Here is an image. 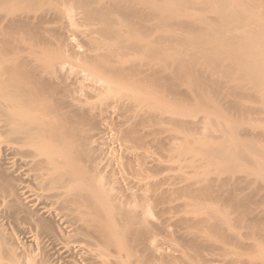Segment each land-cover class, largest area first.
I'll use <instances>...</instances> for the list:
<instances>
[{
	"label": "rangeland",
	"instance_id": "rangeland-1",
	"mask_svg": "<svg viewBox=\"0 0 264 264\" xmlns=\"http://www.w3.org/2000/svg\"><path fill=\"white\" fill-rule=\"evenodd\" d=\"M2 1H5V0H2ZM18 1H20V0H17V2ZM29 1H31V0H27V1L24 0L22 2L29 3ZM40 1H43V0H39V3H41ZM44 1L43 2L46 4H42L43 3L42 2L41 3L42 6L37 1V4L40 5V6H38L36 4V0L32 2V3L36 4L35 7L33 6L35 4L30 3V4H32V6L35 9L33 7H32V9H31V7H28L30 4L29 5H26L25 3L22 4L21 1L19 2L20 4L17 2H15L16 4L14 3L15 5L11 4V7H7V5H4L7 8L3 7V4L5 2L8 4L9 2L5 1V2H3V4H1V2H0V5H1L0 10H2V8H5V10L3 9L4 13L2 11H0V41H1L0 42V57L3 58V59L0 58V60H2L0 63V66H1L3 60L4 61L6 60V59H4V57L7 58L9 56L8 58L10 59L11 52L14 51L15 48L17 49L18 46L15 47L14 49H11V48H13L12 44L14 43V41H15L14 44L19 45L18 43H20V42L17 43V41H19L18 40L19 38H21L23 40L25 38L26 41H30L32 43H29L31 45H28V42H26L27 44H25V45L27 47L29 46L28 49L25 48L26 50L22 53H21L22 50L17 51L15 49V53L14 52L13 53L16 54V51H17V54L14 55L12 53V55H13V57L14 56L19 57V56H21V54H23L22 55L23 58L25 57L26 59L29 55L30 56L28 59L29 61L32 60V59H30L31 55L36 57V58L32 57L35 61L32 60V63L31 62L29 63L31 65H33L34 62L36 64L39 59H40V61H42L43 58L41 56H37L38 53H42V54H38V55H42V56L44 54L46 55L47 53H50L49 54L50 57L46 55L47 57L50 58L49 60H51V57H52V60H53V57H54V59L55 58H57V59L61 58L58 56L60 54L62 56H64V58L62 57L63 58L62 61L65 60L64 61L65 63L63 62V63H61L62 65L61 64L57 65V63H59V61L60 62H62V61L59 60V61H57V63L55 62L57 67L60 65L59 68H55L56 67L55 64H54V68H53V66L51 68V65L49 64V62H51V64L54 62H52V60L49 61L48 58L46 60V63H48V66L51 69L49 67H47V64L46 63L44 64L45 58H46V56L44 55V57H45L44 62L42 61L43 63L41 64V62L39 63V61H38L37 64H39L41 66L44 65L43 68L45 67L46 71L42 68H40V70H36L37 69L36 67L39 65H37V66L34 65L36 67L29 65V69L26 67V70L29 72H27V71L26 72L28 74L31 72L30 74L32 75V73L34 72V68H36L35 71H37L38 73H36V72H34V73L38 74V75H36V77L34 75L31 76L34 79V82H35V80H37L36 83H40V82H38L39 77H37V76H40L39 80H41V83H43L42 85L45 84L48 86V88H50V89L52 88V90L48 89L47 87H45V88H47V90L44 88V90H46V92L44 91L45 96H47L50 93L49 90L51 92H53V90H56V91H54V93H50V94L52 95V97L54 95H55V97H58L60 95H58L57 92H60L63 89L62 91H64L66 94H71L72 97L73 96L77 97V98L73 97L74 99H77L76 100V101H78L77 103H79V101L82 100L83 105H82L81 101H80L81 103H79V104H81L82 106H85V108L82 107L81 105L79 107L80 108L82 107L83 110L86 109L85 111H87V110L89 111V112L87 111L88 117L86 116L85 112L83 113V115L85 114L84 116L86 119L90 118L89 119L90 121L86 120V119H83V120L81 119V120H82V122H84L86 124L83 129H86L87 134L85 132V135L87 136L88 139L86 138L85 135H84V137L87 140H89L90 139L89 135L91 134V138L93 136V140H92V142H90L91 141V139H90V141L88 142V141H83V140H85V138L84 139L79 138L80 140L79 139L77 140V142L79 143L78 145L80 146V144L81 145L83 144V146H87L88 149L83 147V150L87 149L89 151L90 148L93 149V150H91V152L93 151L92 153H94V155H95V161L97 160V162H99L98 165L101 166V169L104 168V170L102 169L103 170L102 173H103V175H105L104 177L106 178V180L110 181L111 183L109 185V184H107V182H105L106 180L104 182L108 185V187L110 186L109 188H111L113 190V192H112L113 197L115 195L117 198L116 197H114V198L119 199V201L122 202V204H120L119 202L118 203L120 205L124 204L123 206L126 205L128 208L127 207H123V208H127L128 210H129V208H131L133 206L137 209V211H143V213L147 214V217L150 221V222L149 221L148 222L150 224H152V226H153V227H151L148 222L146 223V224H149L146 226L147 227L150 226L152 229V230L150 229V231H151V233H150L151 243L153 242L156 247L158 246V249L155 248L157 250V252L155 250H154L155 253H153L152 251L151 252L148 251V252H150V254L147 257L146 254L148 252H146V251L148 248H146V251L144 250L146 256L144 255L145 256L144 257L143 256V254H144L143 249H141V251H143V253H142V252H140V250L138 251L136 248L139 244L136 243L137 246L134 247L130 243L131 248L133 247V249H132L133 251L137 250L138 252H140V253H136L137 256L139 254L141 259L142 258L147 259L144 264H190V263H197V264H237V263L238 264H264V257H263L264 256V182L260 179H257V177H255V175L252 174L258 168H260L259 171L264 170V167H263L264 166V160L263 159H261L262 161H260L258 166H256V167L253 166V164L249 165L248 164L249 161L248 162L244 161V160L241 161V163H240L242 165V167H240L241 170L239 169V171H237V174L236 175L234 174V175H235V177L237 176V178L241 177L242 180L245 179V181L243 180L245 183L242 184L243 182L241 181L240 187L238 186L239 184L237 182H236L237 184H235V185L231 184V186L232 185H234V186L233 187L228 186V187H230L229 188L230 191L228 190V193H227L226 187H224L226 192H223V191L221 192V194L223 193V195L221 197L224 196L222 198L223 200H221V198L218 196L220 194H218L217 195V198L219 197L218 199L213 198V199H215V201L212 199L210 200V198H208L210 201H208V199H206L207 201L205 199H202V201H205L202 203L201 200H200L201 202H199L198 199L193 200L195 198V196L193 198L192 193L189 192L190 193L189 194L188 188H185V186L188 187L190 184L197 183V181L199 182L200 178H202L201 175L203 173H201V170L199 168H197L198 164L195 163L196 161H199L198 163H200V161L201 162L203 161L201 159L203 158L204 153L202 150V144L200 143L201 142L200 140L204 136L207 139V135H208V137L210 135H211L210 137L215 136L214 138L220 137L221 133H219L216 128H218V127L220 128L223 126L222 129H224L228 125H232V124L233 125L235 124L237 126L239 125L240 131H239L238 135L241 136V138L243 140L245 139V141L247 140L251 143H254L259 149H262V147L264 148V106L261 105L262 104L261 103V100H262L261 97H263L262 95H264V90L261 93H257V94L253 93V92L249 93V94L247 92L243 93L244 91H240L239 89L236 91L233 89L232 90L230 89L231 92H229L230 90H228V87H227L229 81L221 76L222 79L220 78V81H221L220 83L223 82L222 85H224L227 88L224 92L225 94L223 93L224 95L223 94L219 95L216 98V101H215L213 107H210L208 110L206 108V111H205V107H204L205 105L202 106V103H201V106H200L199 105L200 103L199 102L197 103V101H195V99L197 100V98H195V96H197L198 86H196L195 83L194 84L191 83L190 81H189L190 83L186 82L187 80L185 81L184 78H183V80H178V78L181 76L176 75L178 70H179L177 65L180 66L179 64H176L177 61L175 59L178 56V54L186 53V55H189L193 58V56L191 54H192V51L194 53H195V51L191 48H190L191 50H189L186 46H181L180 43L179 44L176 42H168L167 43L164 40L165 36L168 35L167 31H166V27L168 28V26H170V23L172 24V22H171L172 19L169 20V17H167V16L162 17L160 14L161 13L160 11H155V13L149 14V11L146 10L144 5L143 6L142 5L137 6V7H139V9L135 6L136 7L135 9L136 10L138 9V11L140 9L143 10V17H142L143 20H140V19L136 18V16H135L134 18L132 17V19L130 20L131 23L129 20H127L128 16L124 15V17H125V19H124L122 12L120 13L122 15H118V13H116L114 11L115 12L114 15L116 16L117 19H120V20H114L115 17L113 16V18H114L113 22L116 21L114 23H118L117 21L125 20L124 21L125 23L123 25V29H124V27H125V29L122 30V33L120 32V29H122L121 26L123 24L122 21L120 22L121 24L119 26H118V24H115L117 27H115L113 25L112 29L115 31H117L116 28L119 27V31H117V32L121 33V35H117V36L111 35L112 37H110V36H108L109 34H106L108 31L107 29L109 28V25H107V23L104 25L105 22L102 21L103 22L102 23L101 19L98 20L99 16H97V15L93 16V14H91L92 15L91 18L89 17L90 15H86V12H88L89 10L84 12L85 9H87L88 7H86L85 5H83V6H85L86 8L81 7L82 6L81 4L83 1L80 4L79 0H75L77 2L79 1V4L81 6L78 5V3L76 4V2L73 5H70L68 3V6H67L66 4L68 1L70 2V0H65L66 1L65 4H64V2H65L64 0H62V1L60 0L64 5L67 6L66 9H65V7H63L64 9L61 8V12L63 11L65 13L64 14L62 12L63 15H61V16H60V14H61L60 12H59L60 14L57 13L59 16H56V12L60 11L59 8H57V7L62 6V3L59 0H58L59 4L61 3L60 5L58 4V1H55V0H51L52 2L50 0H47L50 2H46V0H44ZM191 1H193V3L190 4V2H188V4L186 5L187 6L186 11H188V13L190 15L189 18L182 16V17H178L177 19H175L176 23L179 22L178 24H181L182 22L190 24V26L185 31L184 30L182 31V30L177 28L176 39H178L180 37L183 38L185 35L192 36L190 32L191 31L194 32V31L193 30L189 31V29L199 28L203 24L205 18H206V21L208 19H218L216 17V10H217L216 8L217 7H215L217 4L216 3L217 0H212V1L210 0V2H209V0H207L209 3L206 2L208 4L206 6H202V4H201L206 0H191ZM73 3H74V1H73ZM18 4H19V6H18ZM57 4L59 6H56ZM8 6H10V5H8ZM20 6L22 7L21 13H20V11H21ZM188 6H189V8H188ZM23 7L26 8L30 14L28 12L26 13V10H23ZM55 7L57 8V10H55L56 9ZM69 9H70V11H69ZM91 9L94 10L95 8L91 7ZM91 9H90V11H91ZM113 10H115V9H113ZM23 11L27 15L29 14L27 16L28 19L31 17L29 20L28 19L24 20V18H26V15L24 14ZM21 14L24 17H22ZM159 14L161 17L159 16ZM20 16L22 17L21 20H24L27 23H29V24H27L28 26L25 27L27 29H25L23 27L25 29L24 31H22L23 30L22 27H21L22 30H19L18 29V28H20L19 26L17 28H14V26H12L13 24L14 25H16V24L20 25V23H22V21L20 22V20H19L21 18ZM126 17H127V19H126ZM190 17H192V18H190ZM17 18H19V19L16 20ZM40 18H41V20H40ZM130 18L131 17H129V19ZM12 19H15L17 21V23H15L16 21H13ZM34 20H36V21H34ZM132 20L134 22H132ZM188 20L191 22H189ZM12 22H14V23L12 24ZM26 22H25V24H26ZM128 24H130V25H128ZM131 24H133V25L135 24V26H132ZM166 24H167V26H166ZM29 25H30V27H29ZM106 25L108 27H106ZM125 25L130 26L129 27L130 29L129 28L128 29L133 30V31L128 32L129 31V30H127L128 26L126 27ZM21 26H24V25H21ZM132 27H136V29L134 30V28L132 29ZM125 30H127L126 33H124ZM179 35H181V36H179ZM5 36L10 37L7 39L12 40V41H10L12 46L8 43L9 41L6 39ZM113 36H115V37H113ZM177 36H179V37H177ZM15 38H16V40H14ZM21 39H20V41H22ZM139 39H141V40H140V43H138V44L139 45L141 44V46L143 48L138 46V45H137V47L134 46V44L136 42H138ZM161 40H162V43H161ZM2 41L3 42L6 41L11 46V48H10L6 43L7 48L9 47L10 50H9V48L8 49L5 48V42L3 44ZM163 41H165L166 44H165V42L163 43ZM22 42L20 44H22ZM142 43H143V45H142ZM152 43H156L157 55H155V53H153V51H151L149 48V45H151ZM23 44H22V46H24ZM20 46L21 45H19V47ZM30 46H32L31 48H32L33 52L30 50L31 49ZM58 46H61L62 49L61 48L59 49ZM138 47H140V48H138ZM184 47L187 49H185ZM21 48H23V47H21ZM21 48H19V49H21ZM57 48L59 50H57ZM126 48H127V50H126ZM45 49L48 50L49 52H47ZM122 49L125 50L124 51L125 53L122 52ZM23 50H24V48H23ZM6 52H7V54H6ZM18 52L20 53L19 56H18V54H19ZM118 52L119 53L121 52V53L119 54ZM117 55H121L120 58L117 57ZM55 56H58V57H55ZM189 56H188V59L189 58L191 59V57H189ZM39 57H41L42 59ZM37 58H39V59L36 61ZM92 58H93V61H92L93 63L90 62L92 60ZM98 58H100V59H98ZM47 61H49V62H47ZM119 62H120V64H122L123 68L125 67V69H126V67H128L127 68L128 70L131 69L132 65H134L136 72H138L137 67L141 68V69L139 68L141 70V71L139 70L141 73L138 72V74H136L138 77L135 75L139 80H137V78L135 76L133 77L134 81H135V79L137 80V82L135 81L136 86H134L135 83H133L134 85L132 84L135 88L137 86L140 87V88H137L139 90H141L143 88L142 89L143 91H141V93H140L141 95H138L139 97L141 96V99L140 98H138L137 100H135L133 98L128 99L129 97L127 98L125 96V93H127L129 91L128 87L132 82L129 85H128V83L130 81L127 82L128 86L126 85L127 87H123L124 89L121 87L122 88V90H121V89H119L120 85L118 86V84H121L126 80L122 79V82L120 81L121 80L120 78H115L113 80V78L116 77L117 75L112 74L110 71H109V73H105V72H108V70L106 69V68H108L107 67L108 64L109 65L112 64V67L113 66L115 67V65H116V67L117 66L121 67ZM113 63L115 65H113ZM26 64H28V63L26 62ZM135 65H137V67H135ZM187 66L189 67V64H187ZM41 69L44 71V72L42 71L43 72V74L41 73L42 75L39 74V71L41 72ZM104 69H106L107 71L104 72ZM197 69L202 70V67L201 68L199 67ZM207 70L208 69L206 68L205 71L207 73L206 72L205 73L207 75L209 73L210 75L207 77V80L205 77V81H206V83L211 82L212 84H210V83H209L210 85L205 84L206 86L209 85V87H211L210 89H208L209 87H206V86L205 87L208 91L209 90L211 91V90L216 88V86L213 87L214 86L213 84H215V80L218 77L216 75H218V74L211 72V70H208V71ZM219 70H221V69H219ZM95 71H97V72L94 73ZM194 71H197V70L195 69ZM260 71L262 73L264 72L263 69ZM45 72H47V73H45ZM175 72H176V74H175ZM44 74H45V76H44ZM174 74L176 76H174ZM119 75H118V77H119ZM219 75H221V74H219ZM41 76L45 77L44 80H42ZM111 76L113 78H111ZM121 77H122V75H121ZM123 78H125V77L123 76ZM181 79H182V77H181ZM84 80H85V82H83ZM106 80L107 81L112 80L110 82V83H113L112 88H110L111 85L109 84V82L105 83ZM61 81H62V83H61ZM119 81H120V83H117ZM107 84H108V86L110 85L109 88H108ZM125 84H126V82H125ZM197 85H199V84H197ZM261 85L264 88V78H263V80H261ZM115 88H118V90L117 89L115 90ZM194 88L196 90H194ZM103 90H107V91L109 90V91L106 92ZM227 90H228V92H227ZM47 91L49 93H47ZM204 91L205 90H203V92ZM64 92H60V94H62V93L64 94ZM236 93H237V95H236L237 97H235ZM242 93H243V96L245 95L244 97L242 96ZM63 94L60 97H62ZM246 95L248 97H246ZM65 96L66 95H64V97ZM67 96L68 97H66V98H68V99L71 98V96H70V98H69V95H67ZM48 97H50V95ZM48 97H46L45 100H47ZM52 97H50V99H48V100H50L48 102L54 101ZM66 98H64L65 101H66ZM73 98H71L70 100H72ZM142 98H143V102H140L142 100ZM60 99H62V98H60ZM57 100L58 99L56 98V101ZM73 100L72 101L68 100V102H72V104H73L75 101V100L74 101ZM119 102H120V104H118ZM75 104H76V102H75ZM79 104H77V105H79ZM109 104H110V106L115 105V104L116 105L113 106L114 109H113V107H111L112 108V110H111L109 107ZM132 104H135V105H132ZM138 104H139V106H141V108H137V107H139V106H137ZM87 105H89V106H87ZM105 105L106 106L108 105L107 107H109V109H107V107ZM117 106H119V107L121 106L120 107L121 109L117 108ZM135 106H137V107H135ZM156 107H159V108H156ZM134 108H136V109H134ZM67 109H69V107H67L66 110ZM243 109H245L247 111V113H246L247 115L245 114V116L242 117L241 112ZM209 110L212 113H214V114H212L213 119L210 120V121H213L215 118L213 123L208 120V118L210 119L209 116L211 115V112ZM76 111L72 114V116H74ZM204 111L206 112V115H208V118L205 117L206 115H205ZM248 111H249V113H248ZM255 111H256V113H255ZM207 113H210V114H207ZM74 117L76 118V116H74ZM92 117H94V118H92ZM244 117H246L245 118V120H247L246 122L242 121V120H244ZM81 118H83V116H81ZM77 119H79V117L75 119V122L77 121ZM204 119L206 120V122H208V121L209 122L204 123V121H205ZM85 120L89 121V122L86 123ZM78 122L79 123H77V125L75 127L79 128V125L81 122L80 121H78ZM209 123L212 125L210 126ZM208 124H209V126H208ZM82 126L83 125H81V127ZM86 126H88V127H86ZM205 126H207V127H205ZM72 129L73 128H71V131H72ZM75 129H73V130H75ZM88 130H90L91 133L89 132V134H88ZM226 136H227V134H226ZM241 138H239V139H241ZM137 139L141 141V145H140V142H138V143L136 142ZM197 139L200 142L197 141ZM196 141L199 142V144H201V146ZM85 142L89 143L91 145H86ZM186 146H188L186 148L188 150L184 151L183 149H185L184 147H186ZM0 147H1L0 152L1 151L4 152V150H2V148L5 146H3V144H1ZM80 148H82V147L80 146ZM0 155L2 157V153H0ZM4 157H8L6 155V153H5ZM8 158L10 159V156ZM2 159H3V157L1 158V160ZM204 162L206 163L205 160L203 161V164H204ZM209 162L211 163V161H209ZM209 162H207L205 165H208V166L211 165L210 167L207 166V168L211 169V171H210V173H207L206 175L203 174L204 177L208 176V174H209V177L210 178L212 177L211 178L212 180H213V178H215L216 180L218 178L221 180H223V179L227 180L228 176H229V178L232 176V173L229 174V171H230V170H228L229 168L224 167V166L221 167L220 165H215V162L214 163L212 162L213 164H210ZM238 162H240V160ZM238 165H239V163H238ZM7 166H9V165H5V168H7V169H5L4 167H0V168H2V170H5L7 172V174H5L6 172L3 173L4 171H1V170L0 171H1V173L5 174V176H7L8 179L10 178V180L7 179L8 182L10 183L8 185V187L11 186L10 187L11 189H12V187H14V188H13V191L11 190L9 193H7L8 191H5V192L8 195H10V194L12 195V193H14V192L15 193L12 196L10 195L11 199H10V196H7V194L4 191L2 193V190H1L2 195L0 193V198H1L0 199V202H1V204H0V228H1L0 230L1 231L0 232L2 233L1 234L3 236L2 238L5 239L7 242V245H9V246H6L5 240H3L4 241L3 243H5L4 249H6V252L4 249H2L3 244L0 243L2 246V247H0L2 249V252L4 251L5 253L8 254L9 252H7V250L12 251V249H13L14 251H16L15 252L16 254L20 253L22 256H23V254H24V256L26 255L28 260H29V257L32 256L31 254H35L36 256H38L39 259L37 257L35 259V257H34L35 255L32 256L31 258L34 261L32 263V262H30L32 260H30L28 264H30V263L35 264V261H37L36 264H38L39 263L38 261H40V260H41L40 262H42V264H44V263L45 264H81L80 262H82V261L79 262L78 260H80V259L74 255V254L78 255L77 252L76 253L73 252L74 254H72V256H71L69 253L68 254L66 253L68 251V250L67 251L65 250L66 247L65 248L61 247L62 246L61 243H62V240L64 239V237H65V240H67L66 235L64 233H68L67 234L68 238H69V235L71 234L70 231L73 227L72 224L71 225L69 224L70 226H72V227H70L69 225L65 224L66 223L65 219H64L65 220V222H64L63 218H60V220H62L61 222H63L67 227L68 226L70 227V228L68 227L70 230H68V228H66L67 229L66 230L65 225L64 224L62 225V223H59L60 220L58 219V217H54L53 219L51 218L52 216H56V215L62 217L61 215H59V213H61V212H59V213L57 212V213H55L56 215L53 214L52 216L45 214L44 218L46 217V219H44L42 216L45 212L43 213L42 210H40V213L42 212V214L40 215L42 217V219H39L41 221V224L42 225L44 224V223H42V221L43 222L49 221L48 222L49 225H51V223H52L53 226L50 228V226L46 223L48 225L49 229L46 227L47 225H44L45 228H43V226L40 224V221H39V223L38 222L37 223L40 226H42V229L47 228L48 230L46 229V231H41L42 229H40L41 228L40 226H39L40 228L38 227V230H37L36 227L38 224L36 223L37 225H35V226H33V224H35V222L38 221L37 218H40V216L38 217V215L40 213L37 215V213L35 212V210H36L35 207H37L39 202H41L42 200H39L37 202L38 204L36 202H35L36 204L35 203L33 204V202H31L34 206L33 207L32 204H30V199L28 198V197H30V195L28 194V191L30 192L31 190H36V191H34V192H36V193H34V195L36 194L35 195L36 197L38 196V194H42V193L40 192V190L34 189V187L36 188V186H34L35 184L30 183L31 185L34 186L32 189V186L30 184L28 185V183H29L27 181L28 179L25 180L23 178L25 180V182H23L24 180H22L23 183H26V181L28 182L24 185L20 179H19L20 181L17 179L19 176H17L15 178L16 174H14V171L10 169V166L9 167H7ZM227 166H230V165H227ZM8 168L13 172L14 176L11 172L9 173L10 170L8 171ZM23 169L21 170V171H23L22 175L25 173H27V175H28L29 173L26 172L27 168L25 169V167H24ZM256 172H258V171H256ZM15 173H17V175L21 174L20 171L15 172ZM102 173H100V175ZM8 174H9V176H8ZM11 174L14 178L10 177ZM23 177L26 178V176H23ZM104 177L102 179H105ZM20 178L22 179L21 176H20ZM27 178H29V176H27ZM216 180H214V181H216ZM221 180H217L218 182L216 181V183L213 185V187L217 183H222ZM225 180H223V181H225ZM29 181L32 182L31 179H29ZM20 183H21V186L23 188L20 187ZM142 183H143V185H141ZM148 183L149 184L151 183V185L152 184L157 185L155 187L152 185L154 188H156V190L158 188L160 190H162V189L166 190V192H165L166 195H164V193H163V195L160 197L161 199L158 198V200L156 202H153L156 200V198L154 196L155 194H153L152 191L154 193L156 191H154L151 186L149 188ZM27 185L29 187L31 186L30 189ZM218 185L220 186V184H218ZM218 185H216V187H214V188L218 189V187H219ZM236 185L238 187H236ZM25 187H27V188H25ZM21 188L23 190H25V189L26 190L28 189V190L25 191L26 193H24L23 190H20ZM182 189L185 190L186 192L182 191ZM160 190H158L159 193H160ZM169 190L171 191V193L169 192ZM218 191H220V190L218 189ZM22 192L25 195L26 194L28 195V196L26 195L28 200ZM37 192H40V193H37ZM147 192H151V194H153V195L149 194V195H151V197L153 196V200L151 199V197L148 195ZM167 192H169V193H167ZM230 192H231L232 198L229 196H227V197H228V199L229 198L231 199V200L230 199L229 200L232 202L233 209H230L231 212H230L229 218L231 220V224L234 226V229L232 231L235 230L236 233L239 234V236H240L239 242H236L235 240L229 239L230 241L227 245H222L221 243H216L215 245L210 244L209 242L197 239L196 236H198V235L201 236L200 235L201 232H200V230H198V228H197V230L193 229V227H195V226H193L194 224H191V223L190 224L188 223L189 225L186 223H184V225L182 223L178 224L179 221L181 220L180 218H183V216L188 217V218L190 217L191 219H194V217L197 214V212H196V214L194 212L196 209L198 210V208L204 209L210 205H211L210 207H212L213 204H214L213 207L217 208V209H219L221 207H225L226 206L225 205L226 203H224V202H226L225 196H226V194L230 195ZM31 193H32V191H31ZM143 194L145 196H147L148 198L150 197L149 198L150 201L148 200L147 197H144ZM32 195H33V193H32ZM142 196L144 197V199L146 198L148 201L146 199H145L146 201L142 200ZM2 197L5 200H3ZM6 197H8L9 199ZM154 198H155V200H154ZM27 201H29V202H27ZM193 201H195L194 204L195 203L198 204V202H199L201 204V206L203 204L206 206L195 208L197 206L195 204V206H193L194 211H191V209L189 207H188L189 208L188 209L187 207L182 206V203H183V205L185 202L187 204H189V203L192 204ZM3 202H5V203H3ZM42 202L38 206L42 207L43 204L45 203V201L43 200ZM115 203L117 204V202H115ZM207 204H208V206H207ZM4 205H5V207H4ZM47 205H46V207L48 209L52 208L51 205H49L50 207H48ZM198 206H199V204H198ZM234 206H235V208H234ZM22 207L24 210H27L28 207L30 209L33 207V210L35 209L34 210L35 213L33 214V216L34 215L37 216V217H35L36 218V221L34 220L35 222L33 221V219H34L32 216L33 212H29V211H32V209L31 210L29 209V211L27 210L29 213L28 214V213L22 212V210H23ZM41 207H39V208L37 207V210L40 209ZM133 207H132V210H133ZM166 208L168 210H164ZM186 208L189 211H186L187 210ZM27 214L28 215L31 214L30 216L32 218V222H30V220H31L30 216H28ZM62 214H63V212H62ZM46 215L48 217L51 216L50 217L51 219L50 218L48 219V217ZM25 216L26 217L28 216V217L26 218ZM198 216L199 215H197L195 218L198 219ZM168 219H170V220H168ZM176 219H177V222H175ZM178 219H179V221H178ZM67 222H68V220H67ZM60 224H61L62 228L60 227ZM186 225H188L189 227ZM56 227L58 230L56 229ZM75 227L76 228L73 227L74 234L75 235L78 234L77 237L82 236V238L78 239V238H76L75 235L72 234L71 236L74 238V239H70L72 241V243L80 246V244H82L81 243L82 240H84V242L87 240H90V239H86L88 237L86 236V234L84 232H81V230L77 226H75ZM187 227H188V230L189 229L191 230V228H192V230L187 231ZM52 228H54V229H52ZM77 228L80 231L79 230L74 231V229L76 230ZM51 229H52V231L57 230V233L54 232V233H56V234H54L52 231H50ZM60 229L61 230L64 229L63 230L64 233H62V231H60ZM47 231L52 232V233H48ZM59 231L61 232L59 234L60 236L57 235L59 233ZM75 232H79V233L76 234ZM80 233H82V234L84 233L85 235L84 234L81 235ZM48 234H53L54 236L51 235V237H54V238H50V235H48ZM79 234H80V236H79ZM232 234H234V233H232ZM1 235H0V237H1ZM45 235L46 236L48 235L47 236L48 238L47 237L45 238ZM72 237H70V238H72ZM83 237H85V239H83ZM59 238H61V239H59ZM75 238H76V242L78 239V243H80V244H77L74 242ZM65 240H63V243H64V245H67V247L72 244L69 239H68L69 242H67ZM64 241L67 242V244ZM0 242H1V240H0ZM155 242L158 245H156ZM68 243H70V244H68ZM59 244H60V246L58 247ZM84 244L87 245L86 242ZM132 244L136 245L134 243H132ZM76 245H72L70 247H74ZM250 245H254V246L251 248ZM81 246L83 247L84 245L82 244ZM9 247H11L12 249L11 248L8 249ZM173 247H175V248H173ZM62 248L64 249V251H62L63 250ZM138 249H140V248H138ZM178 249H179V251H177ZM14 251H13V253H14ZM2 252L0 251V255L3 257L5 255V253L3 252L4 254H1ZM63 252L66 254L65 255L62 254ZM181 252H183V254L185 256ZM10 253H12V252H10ZM13 253L10 255H13ZM15 253H14V255H16ZM152 253H153V255H152ZM134 254H135V252H134ZM14 255L10 256L11 260L14 259L13 258ZM21 255H20V257H21ZM28 255H30V256H28ZM66 255H70V256H66ZM80 255H78V256L80 257ZM181 255L184 257H186V255H187L189 257V258L187 257V259L189 261H187V259L186 260L182 259L184 257H182ZM5 256L3 258L0 257V259L6 260L7 255H5ZM16 256L19 257L18 255H16ZM65 256L69 257V259L65 258ZM139 256L136 257V255H135V258L137 259V258H139ZM23 257H21L20 262L18 259H16V257H15L14 261L17 260V263L18 262L21 263L25 259V258L23 259ZM70 257H73V258L71 259ZM262 257H263V259H262ZM8 258H7V260H9ZM80 258H82L81 260H83L84 257L81 255ZM136 259L135 260L132 259V260L136 261ZM141 259L139 258L140 262L143 261V259L142 260ZM7 260H6V262L8 263ZM11 260H10V262H11ZM236 260L239 262L235 263ZM1 261L2 260H0V262ZM14 261L12 260V262H13L12 264H17V263H14ZM144 261H145V259H144ZM3 262H2V264H5L4 260H3ZM83 262L84 263H82V264L88 263V262L86 263L85 258H84ZM23 263H24V261H23ZM8 264H10V263H8ZM24 264H27V263H24ZM39 264H41V263H39ZM138 264H140V263H138Z\"/></svg>",
	"mask_w": 264,
	"mask_h": 264
},
{
	"label": "bare ground",
	"instance_id": "bare-ground-1",
	"mask_svg": "<svg viewBox=\"0 0 264 264\" xmlns=\"http://www.w3.org/2000/svg\"><path fill=\"white\" fill-rule=\"evenodd\" d=\"M5 1H7L9 3L7 4ZM5 1H2V0L0 1L1 4H3V2H5L3 4V7H5L4 5H7V7H11V4H14L15 2H17V0H5ZM20 1L22 2L24 0H20ZM20 1H18L17 3H19ZM33 1H35V0H31V1H29V3L22 2V4L25 3L26 5H29ZM37 1L39 3V0H36V4H37ZM43 1H40V2L42 3ZM50 1L46 0V2H50ZM55 1H58V0H55ZM59 1H58V4H59ZM73 1H74V3H73ZM79 1H80V4L83 1L81 4L82 6L79 4ZM79 1L77 2L75 0H72V1L70 0V2L68 1L66 5L68 6V3L70 5H73L76 2V4L78 3V5H80L82 8H84L85 6L88 7L89 9L87 8L84 11V12H86L89 10L88 12H86V15H90L89 16L90 18L92 16L91 14H93V16L97 15V16H99L98 20L101 19V22L102 21L105 22L104 25L107 23V25H109V28L108 29L106 28L108 31L106 30L107 33L106 32L105 33L109 34L108 36H110V37H112L111 35H115V36L121 35L122 30L125 29V27L123 29V25L125 23L124 22L125 20H123V21L121 20L123 22V24L121 26L122 29H120L121 33L117 32V31H119V27L116 28L117 31L112 29L113 25L115 27H117L115 24H118V26L121 24L120 23L121 21H117L118 23H114L116 21L113 22V19H114L113 16L115 17L114 20H120V19H117L116 16L114 15L115 12L118 13V15L123 14V17H124V15L128 16V19H127V17H126V19L129 21L132 19V17L134 18L135 16H136V18L143 20V18H142L143 17V10L140 9L138 11L139 7H137V6H140V5L143 6L144 5L146 10L149 11V14H153V13H155V11H160L161 12L160 14L162 17L167 16V17H169V20L172 19L173 20V21L171 20L172 24L170 23V26H168V28L166 27V31H167L168 35L165 36L164 40L167 43L168 42H176L178 44L180 43L181 46H186L189 50L193 49L195 51V53L192 51V54H191L193 56V58L189 55H186V53L178 54V56L175 59L177 61L176 64H179L180 66L177 65L179 70H178L177 74H176V72H175V74L182 77V79H181V77H179V78L177 77L178 80H183V78H184L185 81L187 80L186 82L190 81L191 83H193V84L195 83L196 86H198L197 96H195V98H197V100L195 99V101H197V103L199 102L200 106H201V103H202V106L205 105L204 106L205 111H206V108L208 110L210 107H213V105L216 101V98L219 95L223 94L225 92V90L227 89L224 85H222L223 82L220 83L221 82L220 78L222 79V77L229 81L228 86H227L228 90L233 89L236 91L239 89L240 91H244L243 93L247 92L248 94L252 93V92L257 94V93H261L264 90V88L261 85V80H263V78H264V74H263L264 72L262 73L260 71L262 69L264 71V53H263L264 52V0H217V2H216L217 4L215 7H217L216 8L217 9L216 10V17L218 19H208L207 18L208 20L206 21V18H205L203 24L199 28H195L196 30L195 29H189V31H191V30L194 31V32H192V31L190 32L192 36L185 35L184 36L185 38L182 36L183 38L180 37L178 39H176L177 28L182 30V31L183 30L185 31L190 26V24L184 23V22H182L181 24H178L179 22L176 23L175 19H177L178 17H182V16L189 18L190 15H189L188 11H186V7H187L186 5L188 4V2H190V4L193 3V1H191V0H79ZM44 2L42 4H46ZM206 2L209 3L210 0H209V2L206 0L203 3H201L202 6L208 5ZM41 3H39V4H41ZM65 3H66V1L64 2V4ZM19 4H18V6H19ZM32 4H35V3H32ZM32 4H30L31 6L30 5L28 6V7H31V9L33 6L34 7L36 6V4L33 6H32ZM42 4H41V6H42ZM58 4L56 6L60 5V4L59 5ZM64 4L62 3V6L57 7V8H59L60 11L56 12V16H59L58 14H60V13H61L60 16L63 15L62 14L63 11L61 12V8H63V7H65V9L67 8V6ZM8 5H10V6H8ZM83 5H85V6H83ZM38 6H40V5H38ZM135 6L138 8L137 10L135 9L136 8ZM7 7H5V8H7ZM91 7L95 8V9L93 10V9H91ZM5 8H2V10H0V11L3 12L5 10ZM57 8L55 10H57ZM112 8L115 10H113ZM188 8H189V6H188ZM90 9H91V11H90ZM23 10H26V13L28 12L27 9L24 7H23ZM69 11H70V9H69ZM21 12H22V7H21L20 13ZM121 12H122V14H120ZM26 13L24 12V14L26 15V18H24V20H27L28 19L27 16L30 14L29 12H28L29 13L28 15ZM160 14H159V16H160ZM21 16L24 17L22 14H21ZM22 17L20 19L19 18L16 19V20L19 19L20 22L22 21V23L19 22L20 25L16 24L17 25L16 26L13 24L14 22H12V24H13L12 26H14V28H17L19 26L20 28H18V29L22 30L23 27L25 28L28 26L27 24H29V23H27L24 20H21ZM129 17H131V18L129 19ZM192 17H190V18H192ZM124 19H125V17H124ZM12 20L16 21L15 19H12ZM40 20H41V18H40ZM34 21H36V20H34ZM25 22H26V24H25ZM132 22H134V21L132 20ZM189 22H191V21H189ZM15 23H17V21ZM130 23H131V21H130ZM21 25H24V26H21ZM107 25H106V27H108ZM128 25H130V24H128ZM131 25L135 26V24L134 25L131 24ZM166 26H167V24H166ZM29 27H30V25H29ZM129 27L130 26L127 27V30L130 29ZM24 28L22 31L27 29V28H25V29ZM133 28H134V30L136 29V27H132V29ZM127 30H125V32L124 31L123 32L126 33ZM130 31H133V30H129L128 32H130ZM115 36H113V37H115ZM179 36H181V35H179ZM179 36H177V37H179ZM5 37H6V39L10 38L7 36H5ZM20 39L21 38L18 39L19 41H17V43L18 42L21 43L23 41L22 44L25 42L23 44L24 46H22V44H20V43H18L19 45H21L20 47H19V45L14 44L15 43L14 40H16V38H15L13 40L14 43L12 44L13 48H11L12 45L10 43V41H12V40H8V39L7 40L9 42L7 40L6 41L11 46L6 41H4L5 42V48H7V46H6V43H7V45L11 49H14L15 47L18 46L17 49L16 48L15 49L17 51L22 50L21 53L24 52L26 50L25 48L28 49V47H29V46L27 47L25 45V44H27L26 42H28V45H31L29 43H32V42L26 41L25 38H24L25 41L23 39H21L22 41H20ZM140 40L141 39H139V41L136 43L134 42L136 44V45L134 44V46L137 47V45H138V46L142 47L141 44L140 45L138 44V43H140ZM165 41H163V43ZM4 42H3V44H4ZM166 42H165V44H166ZM161 43H162V40H161ZM142 45H143V43H142ZM32 46H30V48ZM21 47H23L24 50ZM58 47H59V49L61 48V46H58ZM140 47H138V48H140ZM10 48H9V50H10ZM19 48H21V49H19ZM149 48L151 51H153V53H155V55H157L156 43H152L151 45H149ZM187 48H185V49H187ZM15 49H14V51L11 50L12 52H11L10 59L8 58L9 56L7 58L4 57V59H6V60L5 61L3 60L1 66H0V145L3 144V146H5L2 148V150H4V152H2V151L0 152V153H2V157H3V159L1 160L2 157L0 155V157H1L0 158V167L5 168V165H9L10 169L14 171V174H16L15 178L17 176H19L17 179L18 180L20 179L21 182L24 179L25 180L28 179L27 181L29 183L26 181V183H28V185L31 183V184H35L34 186H36V188H35L33 185L30 184L32 186V189L34 187V189L40 190V192L42 194H38L37 197L35 196L36 194L34 195V193H36L34 191H36V190H31L33 195L31 193V191L30 192L28 191V194L30 195V197H28L30 199V204H32L31 202H33V204L35 202L37 203L39 200L45 201V203L43 204L42 207L38 206V205H40V203L42 201L39 202V204L37 203L38 204L37 207L38 208L41 207L40 209H38L39 211L37 210V207H35L36 210L35 209L34 210L37 213V215L40 213V210H42L43 213L45 212L42 216L43 218H44L45 214L52 216L53 214H55L57 212L58 213L61 212V213H59V215H61L62 217L57 216L56 214H55L56 216H52V217L50 216V217L52 219L54 217H58L59 220H60V218H63L64 222L66 220L65 224H67V225L72 224V226L74 228H76L75 226H77L81 230V232H84L86 234V236L88 237L86 239H90V240L85 241L87 245H85L84 240H82L81 243L84 245L82 247L81 246L82 244L78 243V239L82 238V236L77 237V235H78L77 233H79V232H75L77 234V235H75L73 232L72 226L69 225L70 227H72V229L70 231L71 234L69 235V238L67 235L68 233H64V231H63L64 229H62V230L60 229V231H62V233H64L66 235L67 240H65L64 234H63L64 239L62 238L63 240L69 242L70 239H74L71 236L73 234L76 236V238H78L77 242H76V238H75L74 242L77 244H80V246H78V245L72 243V241L70 240L72 244L67 247V245H64L63 240H62V243L60 242L62 244L61 247H64V248L66 247L65 250L66 251L68 250V251L67 252L65 251V252L67 254L69 253L72 256V254H74L73 252H75V253L77 252L78 255L81 254L86 259V263L88 262L87 264H138V263L144 264L147 259L144 258L145 259V261H144V259L142 258L143 263L140 262L139 258L141 259V257L138 254L139 258L136 259L135 255H136V257H138L136 253H140V252L143 253L144 250L146 251V248H148L146 252L152 251L153 253H155L154 250L157 252V250L155 248L158 249V246L156 247L153 242L151 243V236H150L151 231H150V229L153 226H152V224L149 223L150 221L147 217V214L143 213V211H137V209L133 206H132L133 210H132L131 206H130L131 208H129V210H128L127 209L128 207L126 205L125 206H123L124 204L120 205V204H122V202H120L119 199H115L114 198V197H116L115 195L113 197V193H112L113 190L111 188H109L110 186L108 187V185H107V184L110 185L111 182L107 181L106 178L104 177L105 175H103V173H102L104 168H102L103 169L102 170L101 166L98 165L99 162H97V160L95 161V155H94V153H92L93 151L91 152V150H93V149L90 148L88 151L87 146H83V144L82 145L80 144V146L82 147V148H80V146L78 145L79 143L77 142V140L79 138H83V139L85 138L84 135H85L86 129H83V128L86 124L84 122H82V120L86 119L84 116L85 114L88 117L89 111L87 110L88 111L87 112V111H85L86 109H84V110L82 109V107L85 108V106H82L83 105L82 100H80L82 102V105L79 104V103H81L80 101H79V103H77L78 102V101H76L77 99H74L77 97L73 96L74 97L73 98L71 94H66L64 91H62L63 89L60 91V92H64V94L62 93L63 94L62 97H60L62 95V94H60V92H57L58 95H60V96H58L59 98L55 97V95L52 97V95L50 93H54V91H56V90H53V92H51L50 90H52V88L51 89L48 88V86L45 84H44L45 86L42 85L43 83H41V80H39L40 76H37V77H39L38 82H40V83H36L37 80H35V82H34V79L31 76L34 75L36 77V75H38V74L34 73V72L38 73L37 71H35L36 68H37L36 70H40V68H42L46 71L45 67L43 68L44 65L41 66V65L37 64L38 61H39V63L41 62V64L44 62V58H45L44 55L45 54L43 56L38 55V54H42V53L37 54V56H41L43 58L42 59L41 57H39L42 59L43 62L40 61L39 58H37L36 61L38 59L39 60L37 61L36 64L34 62L35 60L33 59L36 57L31 55L30 59L34 60L33 61L34 64L31 65L29 63L30 62L32 63V60H30V61L28 60L30 57L29 55H28V57L26 56L27 59L24 57L26 60L23 58V56H22L23 54H21L22 57L19 56L20 55L19 52H18L19 57H17V56L13 57L12 53L13 52L15 53ZM59 49L57 48V50H59ZM30 50L32 51V48ZM126 50H127V48H126ZM17 51H16V54H17ZM46 51L49 52L48 50H46ZM124 51L125 50L122 49L123 53H125ZM6 54H7V52H6ZM16 54H14V55H16ZM49 54L50 53H47L46 55L50 57ZM121 55H117V57L120 58ZM47 56L45 58L44 64L46 63L47 58H48V60L50 59ZM58 56L61 58H58V59L55 58L54 59V57H53V60H52V57H51L52 62H54V63H52L53 65L51 64V62H49L51 60L47 61L51 65V68H52V66L54 68V64L56 66L57 61H59V60L62 61V59L64 58V56H62L61 54ZM58 56H55V57H58ZM188 56L191 57V59L190 58L188 59ZM0 58H2V57H0ZM98 59H100V58H98ZM1 61L2 60H0V63H1ZM64 61L65 60H63L62 62L59 61V63H57V65L63 63ZM92 61H93V58L90 62H92ZM26 62L28 64H26ZM46 64H47V67H49L48 63H46ZM119 64H120V62H119ZM187 64H189V67L187 66ZM29 65H31V66L39 65L37 67L34 66L36 68H34V72L32 71L33 72L32 75L30 74L31 72L28 74L27 72H29V71L26 70V67L29 69ZM108 65H107L108 68H106L108 70V72H105V71H107L106 69H104V72L109 73V71H110L112 74L117 75L116 77H114L112 75L114 78L111 76V78H113V80L115 78H120L121 82H122V79L126 80L123 83L118 84V86L120 85L119 89L122 90L123 87H127L132 82L128 87L129 91L128 92L126 91L127 93H125V96L127 98L129 97L128 99H130V98H133L135 100H137L138 98L141 99V96L139 97L138 95H141L140 93H141V91H143L142 90L143 88L141 87L142 89L139 90L137 88H140V87H138V86L136 88L134 87V86H136L137 80H139L137 78L138 76L136 74H138V72L141 71L140 70L141 68L137 67V65H135V67H137V71H138V72H136L134 65H132L133 68L130 66L131 69H129V70L127 69L128 67H126V69H125V67L123 68L122 64H120L121 67H118V66L116 67V65L114 63H113V65H115V67L114 66L112 67V64L109 66ZM59 66L58 67L56 66L55 68H59ZM199 67L200 68L202 67V70H198L197 68H199ZM206 68L208 70H211V72L218 74L216 76H218V77L220 76L219 78L217 77V79L215 80V84H213L214 85L213 87L216 86L217 89L215 88L211 91L210 90L208 91L206 89V87H209V85L212 84L209 81L208 82L210 84L206 83V81H205V77L207 80V77L210 75L209 73H208V75L206 74L207 73L205 71ZM42 69H41V72L39 71L40 75H42L44 72ZM195 69L198 72L194 71ZM219 69H221V70H219ZM47 72H45V73H47ZM96 72L97 71H95L94 73H96ZM175 74H174V76H176ZM219 74H221V75H219ZM118 75H119V77H118ZM121 75H122V77H121ZM44 76H45V74H44ZM44 76L43 77L41 76L42 80H44V78H45ZM123 76L125 78H123ZM134 76L137 78V80L135 79L136 82L133 79ZM111 81H107V80L105 81V83L109 82V84L111 85L110 88L113 87V85H112L113 83H110ZM120 81L117 83H120ZM83 82H85V80ZM125 82H126V84H125ZM127 82H129L128 85H127ZM61 83H62V81H61ZM133 83H135V85ZM197 84H199V85H197ZM205 84H209V85L206 86ZM107 86H108V84H107ZM109 86H108V88H109ZM45 87L50 89L49 90L50 93L47 91V93H49L47 96H45V94H44L47 90V88H45ZM44 88L46 90H44ZM195 88H194V90H196ZM210 88L211 87H209L208 89H210ZM116 89L118 90V88H115V90ZM203 90H205V91L203 92ZM228 90H227V92H228ZM231 90L229 92H231ZM103 91L108 92L109 90L108 91L103 90ZM243 93H242V96H243ZM49 95H50V97L53 98V100H54L53 102H48V101H50V100H48V99H50V97H48ZM64 95H66V96L64 97ZM67 95H69V98L71 96V98H73L75 100L74 101L72 99L74 101L73 104H72V102H68V100L69 101H72V100H70L71 98L70 99L66 98V97H68ZM236 95H237V93L235 94V97H237ZM262 96L263 97H261L262 98V100H261L262 104L261 105L264 106V95H262ZM46 97H48L47 100H45ZM246 97H248V96L246 95ZM56 98L58 99L57 101H56ZM60 98H62V99H60ZM64 98H66V101L64 100ZM75 102H76V104H75ZM140 102H143V98ZM77 104H79V105H77ZM118 104H120V102ZM80 105L82 106L81 108L79 107ZM115 105L110 106V104H109L110 109L112 110L111 107H113ZM132 105H135V104H132ZM87 106H89V105H87ZM137 106H139V104ZM137 106H135V107H137ZM67 107H69V109L66 110ZM109 107H107V109H109ZM120 107L117 106V108L121 109ZM137 108H141V106H139ZM156 108H159V107H156ZM113 109H114V107H113ZM134 109H136V108H134ZM245 109H243L241 112L242 117L245 116V114L247 113V111ZM75 111H76V113L74 114V116H76V118L79 117V119H77L76 122H75L76 118L74 116H72V114ZM84 112H85V114L83 115ZM248 113H249V111H248ZM255 113H256V111H255ZM207 114H210V113H207ZM212 114H214V113L211 112V115L209 116L210 119H209L208 115H206V112H205V115H206L205 117H207L208 120L210 121L211 119H213ZM81 116H83V118H81ZM92 118H94V117H92ZM245 118L246 117H244V120H242V121L246 122L247 120H245ZM89 119H86V120H89ZM86 120H85L86 123H88L90 121V120L89 121H86ZM214 120H215V118H214ZM78 121H80L82 123V124L80 123V125L78 124L79 128L75 127L77 125V123H79ZM213 121H210V122L213 123ZM205 122H206V120L204 121V123ZM208 122H206V123H208ZM209 124H208V126H209ZM81 125H83V126L81 127ZM211 125L212 124H210V126ZM86 127H88V126H86ZM205 127H207V126H205ZM71 128H73L75 130L72 129V131H71ZM222 128H223V126L220 128L219 127L216 128L217 131L219 133H221L220 137L217 136L218 138H214L215 136L214 137L212 136L213 137L212 138V137H210L211 135L209 137L207 135V139L204 136L200 140L201 142L198 139H197V141H199L202 144V150L204 153V155L202 154L203 158L201 160H203V161L205 160L206 163L211 161V163L209 162L210 164H213L215 162V165H220L221 167L224 166V167L229 168L228 169V170H230L229 174L232 173V176L230 178L228 176L227 180L223 179L225 181H223L219 178L217 179V180H221V182H222V183L216 184V185L220 184V186L218 185L219 186L218 189L220 191H218V189L214 188V187H216V185L213 187V185L216 183L217 180L215 178H213V180H212L211 179L212 177L210 178L209 174H208V176L204 177V175H206L207 173H210L211 169L207 168L208 165H205L206 164L205 162L203 164V161L202 162L200 161V163H198L199 161H196L195 163L198 164L197 168H199L201 170V173H203L204 175L203 174L201 175L202 178H200L199 182L197 181V183L190 184L189 186L187 185L188 187L185 186V188H188V190H189L188 193L189 192L192 193L193 198L195 196V198L193 200L198 199V201L201 202L202 199L206 200V199L210 198V200L212 199L215 201V199H213V198L218 199L219 197L221 198V200H223L222 198L224 196L221 197L223 195V193L221 194V192L222 191L226 192V190H227V193H228V190L230 191V189H229L230 187H228V186H231V184L235 185L238 183L239 184L238 186L240 187L241 181L243 182L242 184L245 183L244 182L245 179H243L244 180L243 181L241 177L240 178H237V176L235 177V175L237 174V171H239L240 167H242V165L240 164L242 160L247 161V162L249 161L251 164L249 162H248V164L249 165L253 164V166H255V167L258 166L260 161H262L261 159L264 160V148L262 147V149H259L254 143H251L247 140L245 141V139L243 140L241 138V136L238 135L239 131H240L239 125L237 126L235 124L234 125L232 124V125H228L224 129H222ZM89 132H90V130H88V134H89ZM86 134H87V132H86ZM226 134H227V136H226ZM89 136H90L91 141H90V139L87 140L88 139L87 136H86L87 139L85 138V140H83V141L92 142L93 136H92V138H91V134ZM239 138H241V139H239ZM136 142L137 143L140 142V145H141L140 140L137 139ZM199 142H197V143L199 144ZM201 144H199V145L201 146ZM86 145H91V144L86 143ZM1 147H0V149H1ZM83 147L87 148V149L83 150ZM187 147L188 146L184 147L185 149H183V150L187 151L188 150V149H186ZM5 153L8 157L10 156V159L8 157H4ZM239 160H240V162H238ZM238 163L240 166L238 165ZM227 165H230V166H227ZM9 166H7V167H9ZM210 166H208V167H210ZM24 167H25V169L27 168L26 172L29 173L28 175H27V173H25L26 175L25 174L22 175L23 171H21V170ZM5 169H7V168H5ZM10 169L8 168V171ZM259 169L260 168L256 169V171H258V172L254 171L255 173L253 172L252 174H254L255 177H257V179H260L264 182V170L259 171ZM0 170L4 171L3 173L6 172L5 170H2V168H0ZM11 170L9 171V173L11 172L13 174V172ZM1 171H0V193H1V190H2V193H3V191L4 192L8 191L7 193H9L11 190L13 191L14 187H12V189L10 188L11 186L8 187V185L10 184L8 182V180H10V178L8 179V177L5 176V174H7V172L5 174H3V173H1ZM18 171H20L21 174L17 175V173H15ZM100 173H102V174L100 175ZM12 174L10 176L11 178L14 176V174H13V176H12ZM8 176H9V174H8ZM20 176L22 177V179L20 178ZM23 176H26V178ZM27 176H29V178H27ZM103 177L105 179H102ZM29 179H31V181L33 183L30 182ZM25 180L23 182H25ZM214 180H216V181H214ZM104 181L107 182V184ZM26 183H23V184L25 185ZM141 185H143V183ZM152 185L154 187L157 186L155 184H152ZM152 185L150 183L149 188L151 186L153 188V190L156 191L155 193L152 191V193L155 194L154 196L156 198V200L154 198L155 201H153V202H156L158 200V198H160L163 195V193H164V195H166V193H165L166 190H164V189L160 190L159 188L156 190V188H154ZM234 185H232L231 187H233ZM238 186L236 185V187H238ZM20 187H22L21 183H20ZM30 187H29V189H30ZM224 187H226V190ZM22 188L20 190H23ZM25 188H27V187H25ZM27 190L25 189V190H23V192L26 193L25 191H27ZM158 190H160V193L158 192ZM170 190H169V192L171 193ZM182 191H185V190L182 189ZM40 192H37V193H40ZM169 192H167V193H169ZM2 193H1V195H2ZM14 193H12V195ZM147 193H148V195L151 194V192H147ZM153 194H151V195H153ZM218 194H220V195H218ZM10 195L7 194V196H10ZM151 195H149V196L151 197ZM217 195L219 196L218 198H217ZM11 196H10V199H11ZM27 196H26V198H27ZM143 196L147 197L144 194H143ZM143 196H142V200H145L146 198L144 199ZM227 196L231 197V192H230V195L226 194V196H225L226 199L224 198L226 201V202H224V203H226L225 207H221V208L217 209V208L213 207L214 204L212 205V207H210L211 205L208 206V204H207L208 207H206L204 209L198 208V210L196 209L197 211L195 210L194 213L196 214V212H197L196 216L199 215L198 219L195 218L196 216L194 217V219H191L190 217L188 218V217L183 216V218H180L181 219L180 221L178 219V221H179L178 224H181V223L183 225H184V223L194 224L193 226H195L196 228L192 226L193 229L197 230V228H198V230H200V232H201V234H200L201 236H199V235H198L199 237L196 236L197 239L209 242L210 244L215 245L216 243H221L222 245H227L231 239L235 240L236 242H239V238H240L239 234H237L235 230L232 231L234 229V226L231 224V220L229 218L230 217L229 215L231 212L230 209H233V207H232L233 205H232V202L230 201L231 199L229 198L230 199L229 200ZM6 198H8V197H6ZM28 198H27V200H28ZM149 198H148V200L150 201ZM151 199L153 200V196L151 197ZM3 200H5V199L3 198ZM210 200L208 199V201H210ZM27 202H29V201H27ZM115 202H117V204ZM194 202L195 201H193L192 204L191 203L187 204L185 202L186 204L184 203V205H183V203H182V206L187 207V208L189 207L191 209V211H194L193 206H195V204H196V203L194 204ZM199 202H198L199 206H198V204H196L197 206L195 208L206 206L204 204L201 206V204ZM203 202H205V201H202V203ZM3 203H5V202H3ZM0 204H1V202H0ZM33 204H32V206H33ZM46 205L48 207H50L49 205H51L52 208L48 209L46 207ZM4 207H5V205H4ZM33 207L31 208L32 211H29V209H30L29 207L27 209L29 212H33L32 216L35 213L33 210ZM123 207H127V208H123ZM234 208H235V206H234ZM22 209H23V207H22ZM188 209L186 211H189ZM23 210H22L23 213H28L27 210H24V211ZM164 210H168V209L166 208ZM42 212L38 215V217L42 214ZM62 212H63V214H62ZM30 215H28V216H30ZM35 217H37V216H35V215L33 216V218H34L33 221L34 220L36 221ZM42 217L40 216V218H37L38 221H36V222L34 221L35 224H33V226L37 225L40 221L39 219H42ZM50 217H48V219ZM30 219H31L30 222H32L31 216H30ZM44 219H46V217ZM67 220L69 223L67 222ZM168 220H170V219H168ZM61 221L62 220H60L59 223H62V225H63L64 223ZM48 222L49 221H47V222L42 221V223H44L42 225L41 221H40V224L43 226V228H45L44 225H47V224L49 225ZM147 222L150 224L151 227L146 226V225H149V224H146ZM175 222H177V219L175 220ZM48 225L46 227L49 229ZM188 225H186V226H188ZM39 226L40 225L38 224L36 227L37 230H38ZM42 226H40L41 228L40 227L39 228L42 229ZM49 226L51 228L53 226L52 223ZM60 227L62 228L61 224H60ZM68 227L65 225V229ZM188 227H187V231H191L192 228H191V230L190 229L188 230ZM69 228H68V230H70ZM78 228L76 230L74 229V231L79 230ZM46 229H42L41 231H46ZM52 229H54V228H52ZM52 229L50 231H52ZM56 229H57V227H56ZM57 230L52 231V232L57 233ZM60 231L57 235H59L61 233ZM52 232H48V233H52ZM56 233H54V234H56ZM232 233H234V234H232ZM1 234L2 233L0 232V235ZM80 234L83 235L82 233H80ZM80 234H79V236H80ZM48 235H50V238H54V237H51V235H53V234H48ZM47 236L45 235V238ZM2 237L3 236L1 235V237H0L1 242L0 243L3 244V247L1 246V244H0V247H2V249H4L5 245L6 246H9V245H7L6 240L3 239ZM70 237H72V238H70ZM59 239H61V238H59ZM83 239H85V237H83ZM3 240H5L6 244L3 243L4 242ZM67 242H65V243L67 244ZM130 243L134 247L137 246V244H139L136 248L138 251L140 250V252H138L137 250L133 251L132 250L133 247L131 248ZM132 243H134V244L137 243V244L133 245ZM68 244H70V243H68ZM155 244L158 245L156 242H155ZM72 245H76V246L70 247ZM59 246H60V244L58 245V247ZM253 246L254 245H250L251 248ZM10 248L11 247H9L8 249H10ZM138 248H140V249H138ZM173 248H175V247H173ZM2 249L0 250L1 252H2ZM141 249H143V251H141ZM4 250L6 252V249H4ZM13 251H14L13 249H12V251L7 250V252H9V253L10 252L13 253ZM62 251H64V249ZM145 251H144L143 256L145 255ZM177 251H179V249ZM3 252L1 254L5 253V252L4 253ZM15 252L16 251H14V253ZM134 252H135V254H134ZM150 252H148L146 254L147 257L150 254ZM12 253H10V254H12ZM14 253H13V255H14ZM66 253L63 252L62 254L65 255ZM153 253H152V255H153ZM181 253L183 254V252H181ZM8 254L5 253V255H7V258L9 257L8 258L9 260H7V258H6V260L10 264L13 263L12 260L14 261L15 257L20 262L21 257L24 256V254L22 256L19 253L21 255V257H20L19 254L15 253L20 258L17 257L16 255H14V257H13L14 259L11 260L10 256H13V255L9 254L10 255L9 256ZM31 255L34 256L35 254H31ZM70 255H66V256H70ZM74 255L80 259V260H78L79 262L82 261V262H80L81 264L84 263L83 262L84 258H83V260H81L82 258H80L81 255H80V257L76 254H74ZM28 256H30V255H28ZM32 256H30L29 260H28V258L25 255L23 257V259L24 258L25 259L24 260L22 259V260L24 261V263L28 264L29 261L32 260V258H31ZM66 256H65V258L69 259V257H66ZM184 256H182V257H184ZM0 257L3 258L1 255H0ZM34 257H35V259H36V257L38 258V256H36V255ZM187 257L188 256L186 255V257H184L182 259L186 260ZM263 257H262V259H263ZM70 258L72 259L73 257H70ZM132 259H134V260L136 259V261H133ZM0 260H2L0 262L1 264H2L3 260L5 261V264L7 263L5 259H0ZM10 260H11V262H10ZM23 261L21 263H19V262L17 263V260H16V261H14V263L24 264ZM33 261L34 260H32L30 262L33 263ZM40 261H38V262L42 264V262H40ZM187 261H189V260L187 259ZM237 262H239V261L236 260L235 263H237ZM32 263H30V264H32ZM36 263H37V261H35V264ZM190 264H197V263H190Z\"/></svg>",
	"mask_w": 264,
	"mask_h": 264
}]
</instances>
